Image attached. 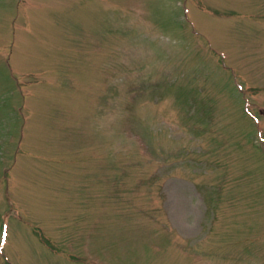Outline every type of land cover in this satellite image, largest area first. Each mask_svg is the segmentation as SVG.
<instances>
[{
  "label": "rangeland",
  "instance_id": "rangeland-1",
  "mask_svg": "<svg viewBox=\"0 0 264 264\" xmlns=\"http://www.w3.org/2000/svg\"><path fill=\"white\" fill-rule=\"evenodd\" d=\"M0 264H264V0H0Z\"/></svg>",
  "mask_w": 264,
  "mask_h": 264
}]
</instances>
